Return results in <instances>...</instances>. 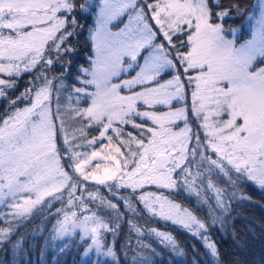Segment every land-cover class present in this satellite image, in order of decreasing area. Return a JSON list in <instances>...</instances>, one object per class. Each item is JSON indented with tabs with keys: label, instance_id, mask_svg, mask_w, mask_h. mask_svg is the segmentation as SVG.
<instances>
[{
	"label": "rangeland",
	"instance_id": "1",
	"mask_svg": "<svg viewBox=\"0 0 264 264\" xmlns=\"http://www.w3.org/2000/svg\"><path fill=\"white\" fill-rule=\"evenodd\" d=\"M76 4L92 56L73 77L63 55ZM218 19L206 0H0V247L17 255L11 237L44 205L50 244L76 241L83 260L111 262L101 214L134 200L214 257L204 222L180 201L209 195L223 208L215 180L233 176L264 190V0L242 28ZM183 31L189 49L174 43Z\"/></svg>",
	"mask_w": 264,
	"mask_h": 264
},
{
	"label": "trees",
	"instance_id": "2",
	"mask_svg": "<svg viewBox=\"0 0 264 264\" xmlns=\"http://www.w3.org/2000/svg\"><path fill=\"white\" fill-rule=\"evenodd\" d=\"M254 2L255 0H206L209 21L211 24H218V16L225 14L226 19L221 22L224 29L242 28ZM69 17V24L72 22L75 26L69 45L72 52L63 55V60L67 63L68 74L74 77L77 68L86 65V60L92 56V43L87 35L90 17L83 15L77 4ZM190 33L183 31L174 43L184 40V49H189L185 41ZM244 39H247L246 34ZM169 56L172 59V55ZM21 87H17L18 92ZM5 106L2 101L0 121L9 108ZM231 178L234 180H215L218 182L217 187L224 193L223 208H215L209 195L204 201L186 194L179 200L204 222L214 257L210 256V251L199 240L178 227L153 219L141 204L133 200L132 210L125 209L124 203H119L117 208H113L115 212L101 214L110 229L107 244L112 235L115 237L114 260L103 264H264V190L256 188L244 178ZM173 198L179 199L176 194ZM47 214L50 213L46 206H40L23 226V233L20 234L21 230L11 237V242H20L17 255H14L9 242L1 245L0 264H92L82 259V245L76 241L52 245L47 240V235L45 239V235L39 233L41 227H44L42 222L45 226L49 224L50 217ZM154 228L171 233L173 245L166 246L160 238L153 235Z\"/></svg>",
	"mask_w": 264,
	"mask_h": 264
},
{
	"label": "water",
	"instance_id": "3",
	"mask_svg": "<svg viewBox=\"0 0 264 264\" xmlns=\"http://www.w3.org/2000/svg\"><path fill=\"white\" fill-rule=\"evenodd\" d=\"M164 160H159L158 165L161 166L163 164Z\"/></svg>",
	"mask_w": 264,
	"mask_h": 264
}]
</instances>
